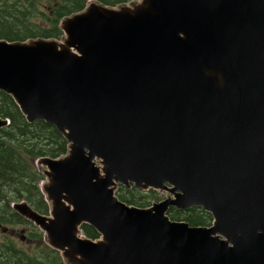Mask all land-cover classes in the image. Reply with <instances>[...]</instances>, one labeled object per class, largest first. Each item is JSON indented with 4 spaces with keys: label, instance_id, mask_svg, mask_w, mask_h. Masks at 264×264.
Listing matches in <instances>:
<instances>
[{
    "label": "water",
    "instance_id": "obj_1",
    "mask_svg": "<svg viewBox=\"0 0 264 264\" xmlns=\"http://www.w3.org/2000/svg\"><path fill=\"white\" fill-rule=\"evenodd\" d=\"M59 27L0 39V91L67 142L35 162L48 215L13 210L63 264H264V0L89 1ZM118 185L169 195L139 208Z\"/></svg>",
    "mask_w": 264,
    "mask_h": 264
},
{
    "label": "trees",
    "instance_id": "obj_2",
    "mask_svg": "<svg viewBox=\"0 0 264 264\" xmlns=\"http://www.w3.org/2000/svg\"><path fill=\"white\" fill-rule=\"evenodd\" d=\"M48 2L49 9L42 25L44 13L39 3ZM90 0H0V39L26 41L29 39H57L63 32L60 21L82 11ZM114 7L128 0H95ZM37 18L39 22H35ZM0 117L9 120V125L0 129V226L29 224V237L39 239L33 250L17 246L12 237L2 234L0 240V264H63L60 254L41 239L42 233L12 208L11 204L26 201L30 207L47 215L48 204L39 188L43 174L34 165L40 158H58L67 152V142L55 127L44 121L28 123L8 94L0 91ZM116 196L124 203L135 207H148L156 192H140L131 187L119 186ZM168 216L173 221H184L192 227L209 226L212 217L201 208L178 210L171 207ZM85 237L96 240L98 234L91 226L83 224Z\"/></svg>",
    "mask_w": 264,
    "mask_h": 264
},
{
    "label": "rangeland",
    "instance_id": "obj_3",
    "mask_svg": "<svg viewBox=\"0 0 264 264\" xmlns=\"http://www.w3.org/2000/svg\"><path fill=\"white\" fill-rule=\"evenodd\" d=\"M90 1L97 2L95 0H90ZM137 1H139V0H128L127 2H125V4H119V5H116L114 7H110V8H119L121 6H131V4L133 2H137ZM88 3H89V1H88ZM97 3H99V2H97ZM38 5L40 6V11H42L44 13V18L41 19V23H42V25H45L44 20H45V16H47V11L49 9L48 2L47 1H43L42 3H39ZM107 7H109V6H107ZM33 20L35 22H39V20L37 18H33ZM62 38H64V36H62ZM62 38L60 40H62ZM34 165H35V162H34ZM35 166L37 167V165H35ZM46 181L47 180L44 177V179L39 183L40 190H41V184L43 182H46ZM117 189L118 188H116V191H117ZM137 190H139L140 192L143 191V190H140V189H137ZM168 195L169 194L166 193V192L157 191L156 192V198L155 199H150V202L148 203V205L150 206L154 202H159V201L165 199ZM30 229H31V226L29 224L3 225V226H0V240L3 239L2 238V234L6 233L7 235L12 237V240L17 244V246L23 247L26 250H30V249L33 250V248L35 246L34 243L36 244V242H38L39 239H32V238L29 237ZM23 231H24V233H23ZM41 238H42L41 240L43 241V234H42Z\"/></svg>",
    "mask_w": 264,
    "mask_h": 264
},
{
    "label": "flooded vegetation",
    "instance_id": "obj_4",
    "mask_svg": "<svg viewBox=\"0 0 264 264\" xmlns=\"http://www.w3.org/2000/svg\"><path fill=\"white\" fill-rule=\"evenodd\" d=\"M130 188H131V187H130ZM130 188H129V189H130ZM133 188H134V187H133ZM24 231H25V230H24ZM24 231H23V233H24Z\"/></svg>",
    "mask_w": 264,
    "mask_h": 264
},
{
    "label": "bare ground",
    "instance_id": "obj_5",
    "mask_svg": "<svg viewBox=\"0 0 264 264\" xmlns=\"http://www.w3.org/2000/svg\"><path fill=\"white\" fill-rule=\"evenodd\" d=\"M12 208V207H11ZM13 209V208H12Z\"/></svg>",
    "mask_w": 264,
    "mask_h": 264
}]
</instances>
